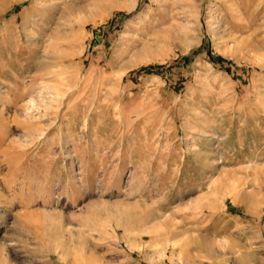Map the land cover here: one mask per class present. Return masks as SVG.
Returning a JSON list of instances; mask_svg holds the SVG:
<instances>
[{"label":"rangeland","instance_id":"obj_1","mask_svg":"<svg viewBox=\"0 0 264 264\" xmlns=\"http://www.w3.org/2000/svg\"><path fill=\"white\" fill-rule=\"evenodd\" d=\"M0 264H264V0H0Z\"/></svg>","mask_w":264,"mask_h":264}]
</instances>
